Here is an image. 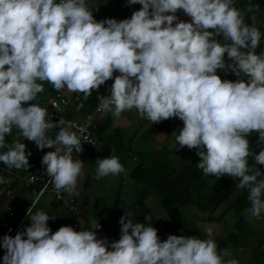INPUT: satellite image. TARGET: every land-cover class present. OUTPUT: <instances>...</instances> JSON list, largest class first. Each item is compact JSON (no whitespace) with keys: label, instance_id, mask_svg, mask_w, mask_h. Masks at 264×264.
<instances>
[{"label":"clouds","instance_id":"clouds-1","mask_svg":"<svg viewBox=\"0 0 264 264\" xmlns=\"http://www.w3.org/2000/svg\"><path fill=\"white\" fill-rule=\"evenodd\" d=\"M135 4L142 7L130 18L98 21L87 0H0V149H7L0 162L9 170L30 167L21 138L40 150L54 147L41 164L58 193L74 194L83 161L73 152H83L81 139L71 122L50 138L57 125L33 101L45 82L87 98L112 79L97 112L119 120L135 109L152 124L180 119L178 147L196 150L205 176L238 180L237 188L248 190V219L260 220L264 173L256 165H264V147L255 152L248 137L256 133L264 144V51L256 52L262 36L256 16L251 25L244 19L258 6L249 3L242 11L234 0H127ZM180 10L191 19L180 20ZM218 70L237 79H222ZM96 163L97 180L125 172L117 156ZM11 183L0 176V184ZM130 215L120 217V238L109 243L97 238V221L90 230L61 226L52 232L54 217L29 208L30 225L0 240L3 264H238L224 259L231 256L227 249L218 252L211 228L206 239L172 234L161 241L155 227Z\"/></svg>","mask_w":264,"mask_h":264},{"label":"crops","instance_id":"crops-1","mask_svg":"<svg viewBox=\"0 0 264 264\" xmlns=\"http://www.w3.org/2000/svg\"><path fill=\"white\" fill-rule=\"evenodd\" d=\"M121 0H87L94 17L99 21L105 18L117 20L130 18L133 11L142 6L131 7L127 11L114 12V8ZM235 7L245 11L248 4L258 6L254 12H245V23L251 25L252 15L256 16V26L261 31L260 46L257 54L264 51V0H234ZM180 20L189 21L183 10L176 14ZM222 41V37H217ZM227 61V54H225ZM222 79L236 80L231 73L218 70ZM110 80L101 85L98 91L85 98L84 94L70 92L66 88L55 90L47 82L44 91L37 95L33 103L53 96L57 92L63 93L69 99L78 95L80 101L71 103L64 115L66 123L49 131L50 138H54L61 127L69 122L73 125L82 121L84 115L91 111L99 100V96L108 92ZM39 82V81H38ZM93 131L98 139L90 150H84L76 159L83 161L82 175L79 178L75 199L78 212H66L55 200L54 196L46 192L31 207L34 214L44 211L50 217L48 226L55 232L61 226H71L75 230L92 229L97 221L101 227L93 229L98 239H107L109 243L116 241L121 235L120 217L130 213L133 222L143 223L157 229L161 241L169 235L195 236L199 239L208 238L206 228L212 229V238L218 246V252L227 249L230 257L238 264H264V213L260 220H249L245 209L250 208L247 199L248 190L238 189V180L229 176L217 179L205 176L197 168L200 157L195 149L179 148L176 144L174 132L178 133L183 122L178 118H170L152 124L147 119H141L135 109L122 114L116 120L111 113L95 115ZM70 131L76 132L75 127ZM16 136H6V143L11 144ZM255 152H259L264 144H258V134L248 137ZM30 151V167L23 170H9L0 162V176L11 178V184H0V240L8 234V230L1 226V221L8 212H14L13 221L16 223L30 208L39 183H33L26 188L24 179L42 166L43 155L55 148L38 149L37 145L21 138ZM7 149H0L3 153ZM117 156L125 168V172L118 176H107L95 179L98 167L97 159ZM38 164V166H34ZM249 164L254 160L249 157ZM264 173V165H256ZM264 198V197H262ZM150 214L151 221L145 220ZM30 218L26 217V226L30 225ZM17 233V232H16ZM15 233V234H16ZM15 236V235H13ZM26 238V237H25ZM109 250H111L109 248ZM4 249L0 247V264H3Z\"/></svg>","mask_w":264,"mask_h":264},{"label":"built area","instance_id":"built-area-1","mask_svg":"<svg viewBox=\"0 0 264 264\" xmlns=\"http://www.w3.org/2000/svg\"><path fill=\"white\" fill-rule=\"evenodd\" d=\"M134 6H141V5L139 4L127 5V0H121L118 2L117 6L114 8V12L127 11L131 7H134ZM114 75H119V73L116 72L114 73ZM112 83H113V80L111 79L108 92L103 96L110 95V89H111ZM79 101H80V97L78 95L73 96L72 99H69L63 93L57 92L56 94L47 98L46 100L41 101L39 105L44 107L47 110V113H48L47 119L53 122L54 124H56L57 126H59V125H62L60 123L61 121H64L65 123L67 122L64 112L66 108L69 106V104L77 103ZM98 103H99V100L97 101L94 108L84 115L80 123L74 124L76 133L81 139L83 151L92 149L99 137L98 134L93 131V127L95 123L94 121L95 115L99 113L97 112ZM80 128H84L85 131L81 133L79 131ZM85 137H87L88 140L93 141L94 144L89 141H86ZM80 153H77L74 151L73 159H76ZM34 166L36 167L38 166V164H34ZM33 183H39L40 187L36 191V196L30 206V209L33 206V204H35L36 201L44 193L49 192L54 196L55 200L66 212L70 214H76L78 212V204H77L74 194H69L64 191H60L58 193L54 189L51 183V178L47 176V174L45 173V168L38 166L37 171L29 174L24 179V184L26 188L31 187ZM13 217H14V212L10 210L7 216L1 221V226L4 229L8 230L7 235H12V236L15 235V233L20 228H23L26 226L27 211L24 213V215L20 219L16 221V223H14Z\"/></svg>","mask_w":264,"mask_h":264}]
</instances>
